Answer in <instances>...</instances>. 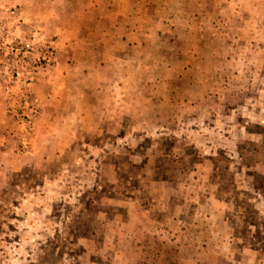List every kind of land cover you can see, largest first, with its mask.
<instances>
[{"label":"rangeland","instance_id":"374dc122","mask_svg":"<svg viewBox=\"0 0 264 264\" xmlns=\"http://www.w3.org/2000/svg\"><path fill=\"white\" fill-rule=\"evenodd\" d=\"M0 97V264H264V0H0Z\"/></svg>","mask_w":264,"mask_h":264},{"label":"crops","instance_id":"0c3cea01","mask_svg":"<svg viewBox=\"0 0 264 264\" xmlns=\"http://www.w3.org/2000/svg\"><path fill=\"white\" fill-rule=\"evenodd\" d=\"M33 90H35L37 92L36 88L35 89L33 88ZM41 101H42L41 105H42V109L43 110L45 109L46 104H48V102H51V103L54 102V101H49L48 97L46 98L45 96L44 97L42 96ZM56 110H59V107L54 109L53 111L58 112ZM45 115L46 114H45V111H44V116ZM12 119H13V117L11 116V114L8 111V104H7L6 98L5 97H3V98L0 97V132L1 131H7V133L12 134V137H10V138L14 139V144H15V141L17 142V140H18V137L16 138V136L19 135V134H17V130L15 128L16 125L12 121ZM46 120L47 119H45V117H44V121L45 122H46ZM4 122L7 124L5 127H4V125L3 126L1 125ZM0 143H1L0 145L2 146L1 152H0L1 155H6L7 153H9L7 145L10 146V144H9V141L7 140V138H4ZM7 150H8V152H7Z\"/></svg>","mask_w":264,"mask_h":264}]
</instances>
